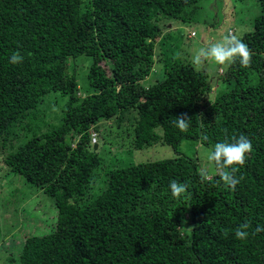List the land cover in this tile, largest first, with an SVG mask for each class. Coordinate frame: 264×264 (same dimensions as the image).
Masks as SVG:
<instances>
[{"label":"trees","instance_id":"obj_1","mask_svg":"<svg viewBox=\"0 0 264 264\" xmlns=\"http://www.w3.org/2000/svg\"><path fill=\"white\" fill-rule=\"evenodd\" d=\"M200 1L0 0V147L17 137L23 120L34 125L46 95L67 98L58 125L31 136L27 126V141L3 160L57 210L54 231L27 237L18 264H264V0H256L253 30L243 29L251 64L232 63L221 77L227 90L214 100L209 76L190 64L173 63L144 84L165 22H189ZM14 53L21 63L9 62ZM79 57L91 61V91L82 98L68 64ZM131 111L138 113L134 149L162 143L177 156L113 169L87 202L101 162L90 128ZM181 113L191 118L184 132L173 122ZM241 134L253 147L235 166L234 190L214 163L202 179L199 158L178 151L183 139L210 149ZM172 180L188 185L180 198L171 195ZM244 222L249 236L241 241L235 230Z\"/></svg>","mask_w":264,"mask_h":264},{"label":"rangeland","instance_id":"obj_2","mask_svg":"<svg viewBox=\"0 0 264 264\" xmlns=\"http://www.w3.org/2000/svg\"><path fill=\"white\" fill-rule=\"evenodd\" d=\"M196 6V16L189 22L164 20L168 26L156 42V60L161 58L158 55L160 49L162 59H165L168 67L170 63L193 65L192 57L200 47L218 41L230 30L240 36L244 34V30L246 33L252 31L255 18L261 14V6L256 0H201ZM192 32L195 34L193 37L190 36ZM68 64L76 67L75 74L80 84L78 95L82 98L84 92L91 91L87 80L91 61L89 58L79 57L70 59ZM157 64L164 70L165 62ZM230 65L220 66L212 61H206L202 66L193 65L196 70L205 71L209 76L212 84L210 99L214 100L227 90L226 82L221 77L226 75ZM156 80V77L145 79L144 84L149 86ZM66 102L67 98L60 93L46 95L37 108V119L32 122L35 130L31 128L30 121L23 120L15 131L17 137L5 149L0 147V264H18V254L27 237L48 235L55 229L57 210L52 199L22 177L11 173L3 160L18 144L27 141L26 138L23 139L27 126L30 125L28 128L32 130L29 134L31 136L34 132L40 135L49 131L51 126L58 125ZM137 115L136 111H131L95 125L98 135L96 150L101 162L94 171L86 201L96 197L106 187L109 173L115 168L177 156L171 146L162 143L142 150L133 148V120ZM208 150L196 140L183 139L178 145L180 153L199 158L200 170L214 169L213 163L207 160ZM210 176L211 174L208 178Z\"/></svg>","mask_w":264,"mask_h":264},{"label":"clouds","instance_id":"obj_3","mask_svg":"<svg viewBox=\"0 0 264 264\" xmlns=\"http://www.w3.org/2000/svg\"><path fill=\"white\" fill-rule=\"evenodd\" d=\"M252 55L251 49L243 42L242 36L228 31L218 41L209 42L207 45L200 47L192 57V63L194 66H202L206 61H212L217 65L226 66L238 60L242 67H248L251 64ZM22 60L23 57L19 53H14L10 57L9 62L15 65L21 63ZM190 119L186 113H181L173 119V122L180 131L184 132L189 128ZM95 130L96 126L93 125L89 132L91 135V144L94 147L95 145L98 146V135ZM92 134H96L95 142L93 141ZM207 139V136L203 137V140L206 141ZM252 147L251 140L246 135L241 134L238 137H231V142L225 140L224 142L215 143L207 152V160L214 163L218 170H221V180L233 190L240 182L235 175L237 172V167L235 166L242 167L245 164L246 154L252 151ZM199 174L202 179L208 178L207 169H201ZM240 179H243V177H240ZM169 189L173 198H180L187 192L188 185L172 180L169 183ZM249 227L250 222L241 223L235 230V238L241 241L246 240L249 236ZM260 230L257 229V231Z\"/></svg>","mask_w":264,"mask_h":264},{"label":"crops","instance_id":"obj_4","mask_svg":"<svg viewBox=\"0 0 264 264\" xmlns=\"http://www.w3.org/2000/svg\"><path fill=\"white\" fill-rule=\"evenodd\" d=\"M161 51H159V54L158 55H161V53H162ZM162 58H163V56L161 58H159V59L156 60L155 65H154L153 70H152V74H151V76H149V77L146 78L147 80H150V78L152 79L153 77H156V79H160L162 77V74H163L164 70H162L161 68H159V66H158L157 63L165 62L164 68H166L167 66H169L168 63H166L165 59H164V61H160V60H162ZM170 65H171V63H170Z\"/></svg>","mask_w":264,"mask_h":264},{"label":"built area","instance_id":"obj_5","mask_svg":"<svg viewBox=\"0 0 264 264\" xmlns=\"http://www.w3.org/2000/svg\"><path fill=\"white\" fill-rule=\"evenodd\" d=\"M192 35H194V34H192ZM92 135H93V141L95 142L96 141V139H95V137H96L95 135L96 134H92Z\"/></svg>","mask_w":264,"mask_h":264},{"label":"water","instance_id":"obj_6","mask_svg":"<svg viewBox=\"0 0 264 264\" xmlns=\"http://www.w3.org/2000/svg\"><path fill=\"white\" fill-rule=\"evenodd\" d=\"M96 149H97V145H95V147H94V150L96 151Z\"/></svg>","mask_w":264,"mask_h":264}]
</instances>
